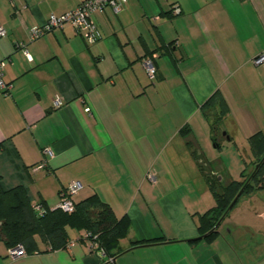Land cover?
<instances>
[{
    "label": "crops",
    "instance_id": "obj_1",
    "mask_svg": "<svg viewBox=\"0 0 264 264\" xmlns=\"http://www.w3.org/2000/svg\"><path fill=\"white\" fill-rule=\"evenodd\" d=\"M82 1L0 0V59L12 85L0 91L1 185L55 209L80 181L75 200L97 194L129 231L112 259L81 239L85 229L68 228V245L56 250L36 236L38 249L18 259L0 239V264H264L256 232L235 235L221 223L206 238L198 229L216 202L208 149L220 104H204L217 92L228 107L219 144L264 132V65L254 63L264 52V0H127L118 13H93L94 42L70 24L30 39L31 28Z\"/></svg>",
    "mask_w": 264,
    "mask_h": 264
},
{
    "label": "trees",
    "instance_id": "obj_2",
    "mask_svg": "<svg viewBox=\"0 0 264 264\" xmlns=\"http://www.w3.org/2000/svg\"><path fill=\"white\" fill-rule=\"evenodd\" d=\"M217 102L220 104V113H218L215 124H212V130L215 144L220 146L217 139L218 120H220L221 124L224 116L228 113V107L217 92L208 99L204 106L208 108ZM181 133L187 136L190 133L189 127L184 126L181 129ZM249 139L251 142H256L257 140L264 142V132H256ZM194 153L198 158L200 167L206 170V167L202 164L201 157H199L200 155H198L197 151ZM256 166V171L254 169L244 181L237 182L229 179L222 189L217 184L221 174L210 170L211 172L208 174L209 184L214 193L216 204L199 216L198 229L201 236L212 238L219 233V225L237 203L239 197L235 202L234 199L240 191V196H242L243 194L264 188V155L258 157ZM214 174L217 175V181L213 180ZM74 197L75 210L72 212L64 211L61 208H46L45 212L40 213L36 209V206H43L42 204H32L21 187L4 190L0 179V239L4 241L7 248L22 244L27 253H32L38 249L36 236H39L43 241L48 243L51 250H56L68 245V228L75 230L85 229V231L91 233L89 239L97 242L98 247L103 248L109 258L121 253L122 250L119 242L128 234L130 227L128 218L116 217L112 207L101 200L97 194H93L80 201H76ZM83 235L84 233L81 239L88 240ZM160 239L162 237L155 240ZM198 239L195 238L192 241H197ZM143 243L144 241H133L132 246Z\"/></svg>",
    "mask_w": 264,
    "mask_h": 264
},
{
    "label": "rangeland",
    "instance_id": "obj_3",
    "mask_svg": "<svg viewBox=\"0 0 264 264\" xmlns=\"http://www.w3.org/2000/svg\"><path fill=\"white\" fill-rule=\"evenodd\" d=\"M220 135H223V131ZM211 145L208 149L211 156L209 170L219 174L223 172L226 178L237 182L244 181L254 171L258 157L264 155V142H251L241 134L236 139H227L224 144L220 141V147L213 141ZM215 158L216 161L213 160ZM229 179L224 178L217 182L220 189L224 188L223 185ZM213 180L217 181L216 174L213 175ZM222 226L226 232L233 231L235 235L242 233L246 236L244 233L251 230L259 237H264V188L240 196L222 221Z\"/></svg>",
    "mask_w": 264,
    "mask_h": 264
},
{
    "label": "built area",
    "instance_id": "obj_4",
    "mask_svg": "<svg viewBox=\"0 0 264 264\" xmlns=\"http://www.w3.org/2000/svg\"><path fill=\"white\" fill-rule=\"evenodd\" d=\"M127 0H84L82 1L75 9L60 15H52L46 22L41 25L35 26L30 29V39L35 40L43 36L45 33L53 31L56 28H61L65 24L72 25L75 30L84 35L86 40L91 43L95 41V31L96 24L92 18V15L96 11H103L105 7L109 6L115 13L120 12ZM179 9H175V12H178ZM6 35V30L4 27H0V36ZM156 56V55H154ZM255 64H263L264 65V52L258 55L254 59ZM144 64L147 68L148 74L150 77L154 78L156 76V67L154 64V60L152 57L146 58L144 60ZM4 60L0 59V91L4 94H8L12 85L7 83L4 78ZM62 101L59 97H56L54 100V107L61 106ZM86 111H91L90 107H86ZM47 153L52 155V150L47 149ZM45 163V162H44ZM43 166V163L42 165ZM148 178L155 182L157 180V174L154 171H150L148 173ZM82 188V184L80 181H72L60 194V202L58 208H61L64 211L72 212L75 210V203L73 197L78 193V191ZM36 209L43 213L46 211V208L41 205H37ZM91 233L89 231H85L83 237L88 238L90 242L91 248L98 249V253L101 257H105L107 255L106 251L103 248L98 247V243L91 241L89 238ZM75 243L71 242V246ZM27 251L22 244H18L14 247L8 248V256L12 259H18L27 256ZM112 259V258H110Z\"/></svg>",
    "mask_w": 264,
    "mask_h": 264
},
{
    "label": "water",
    "instance_id": "obj_5",
    "mask_svg": "<svg viewBox=\"0 0 264 264\" xmlns=\"http://www.w3.org/2000/svg\"><path fill=\"white\" fill-rule=\"evenodd\" d=\"M219 178H220V177H219ZM240 195H241V191L238 193L237 197L234 199V202H235V200H237L238 197H240ZM234 202H233V203H234ZM233 203H232V204H233Z\"/></svg>",
    "mask_w": 264,
    "mask_h": 264
},
{
    "label": "flooded vegetation",
    "instance_id": "obj_6",
    "mask_svg": "<svg viewBox=\"0 0 264 264\" xmlns=\"http://www.w3.org/2000/svg\"><path fill=\"white\" fill-rule=\"evenodd\" d=\"M258 166V165H257ZM257 166H255V171H256V169H257Z\"/></svg>",
    "mask_w": 264,
    "mask_h": 264
}]
</instances>
